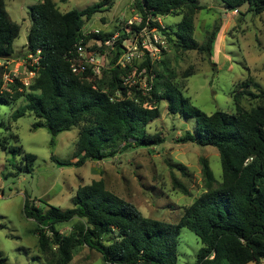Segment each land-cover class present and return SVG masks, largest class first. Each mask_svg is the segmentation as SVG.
I'll return each instance as SVG.
<instances>
[{"label":"trees","instance_id":"1","mask_svg":"<svg viewBox=\"0 0 264 264\" xmlns=\"http://www.w3.org/2000/svg\"><path fill=\"white\" fill-rule=\"evenodd\" d=\"M115 1L102 0L83 10L66 13L60 12L53 0L33 5L26 48L27 55L37 58L38 64L30 67L36 76L26 87L19 79L4 82L5 74L9 73L5 61L15 54L14 41L21 26L12 20L5 0H0V102L9 104L26 97L27 104L12 118L17 120L28 112L34 114L33 128L48 129L52 144L59 134L81 127L75 161L62 162L52 157L60 166L81 167L88 161L114 158L128 149L160 147L166 140L160 133L146 131L160 117L158 107H145L139 101V90L123 87L122 79L130 73L129 67L113 66L101 76L92 71L78 75L67 60L82 38L85 42L99 39L103 43L113 38V34L101 32L84 37L82 31L87 20L105 7H112ZM198 1L136 0V8L144 20L180 15L177 30L167 27L163 31L168 42L182 51L211 52L216 31L202 46L194 38L195 15L203 9ZM220 1L230 11L239 12L247 5L256 15L264 13V0ZM128 38L123 33L113 48L103 44L93 50L106 53L104 50L109 49L115 57L120 56ZM143 68L152 72L150 60L143 63ZM164 73L157 74L161 82L149 92L153 102L165 101L171 114L196 119L194 132H186L179 142L215 147L220 155L222 182L215 187L213 172L203 160L208 190L185 209L178 224L145 217L133 204L111 193L103 179L80 186L73 207L67 210L49 206L44 212L26 198L24 211L37 224L35 233L47 264H71L74 251L81 245L98 252L105 264H177L178 236L183 228L194 232L203 245L195 264L264 261V92L250 94L262 102L256 108H243L236 95L235 113L217 111L208 115L191 105L179 87L165 79ZM106 74L110 85L106 84ZM129 91L136 95L132 97ZM7 144L6 138L0 139V148L16 156L17 150ZM24 159L32 164L36 156L25 154ZM76 218L85 221L79 235L62 236L57 231L56 225Z\"/></svg>","mask_w":264,"mask_h":264},{"label":"rangeland","instance_id":"2","mask_svg":"<svg viewBox=\"0 0 264 264\" xmlns=\"http://www.w3.org/2000/svg\"><path fill=\"white\" fill-rule=\"evenodd\" d=\"M41 1L5 0L12 20L21 26L20 35L14 41L15 54L5 63L10 74H17L21 79L28 77L31 62L37 60L29 59L26 45L32 25L30 8ZM53 1L60 12L66 13L83 10L102 0ZM198 2L203 9L195 15L194 38L202 46L216 31L212 51H182L168 42L164 57L152 64L151 73L141 69L143 63L135 64L128 73L130 86L141 92L139 101L145 107L156 105L159 109L160 117L146 131L160 133L166 139L161 148L140 146L108 160L88 161L81 167L60 166L52 157L62 162L75 161L81 127L59 134L52 144L48 129L33 128L34 114L28 112L17 120L12 118L27 104L26 97L9 104L0 102V139L6 138L8 147L17 150L14 156L0 148V264H47L46 256L39 249L37 224L24 211L26 198L44 212L49 206L67 210L73 207L80 186L103 179L111 193L133 204L145 217L178 224L185 209L208 190L203 160L213 172L215 187L220 185L219 151L212 146L179 142L186 132H194L196 119L171 114L165 101L154 103L146 90L151 75H155L153 85L157 86L161 82L157 74L168 71L164 73L165 79L172 80L191 105L208 115L217 111L235 113L236 95L247 110L260 106L261 100L250 94L264 92V13L256 15L247 5L239 12L230 11L220 0ZM139 16L136 0H116L112 7H105L87 20L82 33L98 30L113 37L121 36L125 22ZM181 19L180 15L173 14L162 17L161 21L166 28L177 30ZM104 51L101 52L105 56L103 71L107 72L122 54L115 57L111 50ZM109 80L106 74V84ZM130 95L134 97L136 93L130 91ZM25 154L35 155L36 160L28 164ZM84 224V220L76 218L56 225V229L62 236L79 235V228ZM202 247L199 237L183 228L178 236L177 264H195ZM71 264L105 263L98 252L81 245L74 251Z\"/></svg>","mask_w":264,"mask_h":264},{"label":"built area","instance_id":"3","mask_svg":"<svg viewBox=\"0 0 264 264\" xmlns=\"http://www.w3.org/2000/svg\"><path fill=\"white\" fill-rule=\"evenodd\" d=\"M162 17H148L146 20L140 15L139 18L134 20H128L125 22V29L123 30L126 35L129 36L128 39L124 41L123 53L119 58V61L114 65L115 67H120L125 69L127 67L131 68L137 63H145L146 60H150V63L160 61L164 57V53L168 48V40L164 35L163 31L166 30V27L161 21ZM124 23L120 21V24ZM98 30H92L88 33H84V37L90 35L99 34ZM120 36H115L111 40L103 43L99 39H92L89 42H85V39L82 38L75 45V49L72 52H69L67 55V60L70 63L73 73L78 75H83L88 71L96 76H101L104 69V60L105 56H101V53L93 50L90 43L96 44L98 47H101L103 44L106 46H112L114 42L119 39ZM29 59H33V55L28 56ZM35 64H38V59L36 62H31L30 67H34ZM146 69V68H143ZM28 77L21 79L17 74L6 73L4 76L5 84H8L13 79H19L24 86L28 87L32 79L36 76L34 70L28 71ZM130 76L128 74L123 77L122 85L123 87L130 90ZM155 80V75L150 76V86L147 88V92L152 90ZM137 90V87H135ZM140 91V90H139ZM120 93H118L119 95ZM130 95V91L128 93ZM260 264H264L262 261Z\"/></svg>","mask_w":264,"mask_h":264},{"label":"water","instance_id":"4","mask_svg":"<svg viewBox=\"0 0 264 264\" xmlns=\"http://www.w3.org/2000/svg\"><path fill=\"white\" fill-rule=\"evenodd\" d=\"M162 146H160V148H161Z\"/></svg>","mask_w":264,"mask_h":264},{"label":"crops","instance_id":"5","mask_svg":"<svg viewBox=\"0 0 264 264\" xmlns=\"http://www.w3.org/2000/svg\"><path fill=\"white\" fill-rule=\"evenodd\" d=\"M256 264V263H255Z\"/></svg>","mask_w":264,"mask_h":264}]
</instances>
